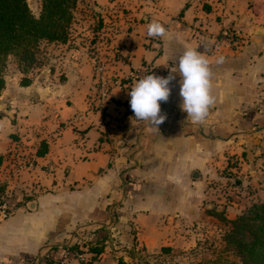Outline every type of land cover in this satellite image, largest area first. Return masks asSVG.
Wrapping results in <instances>:
<instances>
[{
    "label": "crops",
    "instance_id": "obj_1",
    "mask_svg": "<svg viewBox=\"0 0 264 264\" xmlns=\"http://www.w3.org/2000/svg\"><path fill=\"white\" fill-rule=\"evenodd\" d=\"M95 1V38L47 42L45 63L4 74L0 188L12 212L0 222V264H78L73 242L127 241L132 221L155 251L161 222L193 218L222 159L264 133V21L253 0ZM153 20L165 37L147 35ZM188 47L211 61L216 100L203 123L181 107ZM173 69L167 120H137L131 88Z\"/></svg>",
    "mask_w": 264,
    "mask_h": 264
},
{
    "label": "rangeland",
    "instance_id": "obj_2",
    "mask_svg": "<svg viewBox=\"0 0 264 264\" xmlns=\"http://www.w3.org/2000/svg\"><path fill=\"white\" fill-rule=\"evenodd\" d=\"M27 3L32 13L38 15L41 0H27ZM95 6H97L95 0L77 1L69 37L89 40L97 36L94 32L101 18ZM255 15L264 21L263 11ZM87 31L88 34H85ZM49 47L46 41L39 43L36 52L37 60L33 67L45 63L50 52ZM50 48L54 50V47ZM15 67V60L13 57L9 58L4 74L10 76V72ZM247 139L246 142L240 141L238 151L228 153L222 159L220 166H217L216 174L209 182L206 197L202 199L198 196V213L195 216L193 214V218L182 219V221L170 219L161 222L163 236L160 240L161 246L157 250L149 251L143 244H140L139 240H136L137 237L142 236L143 232L140 226H136L132 221L133 228L127 230L132 236H129L127 241L116 237L108 238L109 242L101 244L103 250L95 257L96 260L88 251V248L95 243L79 237L80 243L76 240L70 246L77 258V263L94 264L99 261L102 264H116L117 259L123 256L128 258L127 262L130 264H231L233 261L239 262L238 258L227 250L224 240V235L230 228L229 221L253 203L264 201V133L256 139L255 136H249ZM48 252L49 250L44 255ZM58 261L61 263L60 260Z\"/></svg>",
    "mask_w": 264,
    "mask_h": 264
},
{
    "label": "trees",
    "instance_id": "obj_3",
    "mask_svg": "<svg viewBox=\"0 0 264 264\" xmlns=\"http://www.w3.org/2000/svg\"><path fill=\"white\" fill-rule=\"evenodd\" d=\"M77 1L41 0L40 12L34 15L27 0H0V95L5 86L4 69L9 58L13 57L16 65L27 71L36 63L41 41L65 42L69 38ZM251 6L255 14L264 12V0H253ZM229 224L224 240L227 250L239 260L231 264H264V201L253 203ZM102 250L97 243L88 248L94 260ZM46 262L62 264L48 259ZM94 264L102 263L96 261ZM116 264L130 263L119 258Z\"/></svg>",
    "mask_w": 264,
    "mask_h": 264
},
{
    "label": "clouds",
    "instance_id": "obj_4",
    "mask_svg": "<svg viewBox=\"0 0 264 264\" xmlns=\"http://www.w3.org/2000/svg\"><path fill=\"white\" fill-rule=\"evenodd\" d=\"M166 34L164 24L157 20L147 25L149 37L163 38ZM223 60L224 57L220 56L215 62L219 64ZM178 70L181 77L179 95L182 98V110L193 123H203L216 100L212 94L211 61L196 47H188L179 58ZM173 73H176L175 69L167 76L150 73L137 80L129 91L130 107L137 120L148 122L156 129L167 120V113L161 110V102L169 100L171 84L176 78Z\"/></svg>",
    "mask_w": 264,
    "mask_h": 264
},
{
    "label": "built area",
    "instance_id": "obj_5",
    "mask_svg": "<svg viewBox=\"0 0 264 264\" xmlns=\"http://www.w3.org/2000/svg\"><path fill=\"white\" fill-rule=\"evenodd\" d=\"M103 84L102 86V94H105L107 92V87ZM12 212V208L10 207L6 195L4 194V191H0V222L10 216Z\"/></svg>",
    "mask_w": 264,
    "mask_h": 264
},
{
    "label": "water",
    "instance_id": "obj_6",
    "mask_svg": "<svg viewBox=\"0 0 264 264\" xmlns=\"http://www.w3.org/2000/svg\"><path fill=\"white\" fill-rule=\"evenodd\" d=\"M256 33H262V29H257Z\"/></svg>",
    "mask_w": 264,
    "mask_h": 264
}]
</instances>
